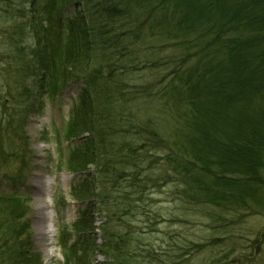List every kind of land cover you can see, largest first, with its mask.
I'll use <instances>...</instances> for the list:
<instances>
[{
	"label": "trees",
	"instance_id": "obj_1",
	"mask_svg": "<svg viewBox=\"0 0 264 264\" xmlns=\"http://www.w3.org/2000/svg\"><path fill=\"white\" fill-rule=\"evenodd\" d=\"M105 1L0 0V9L10 10L9 18L17 25L10 28L8 40L18 53L12 71L20 78L34 79L38 95H56L79 85L78 103L67 128L68 140H76V144L66 167L79 179L70 195L84 207L70 232L60 229L62 264H103L97 263V253L107 254L104 264L149 263V257L123 249L129 233L117 232L115 224L125 216L136 218L137 210L146 216V207L137 202L149 199L154 178L147 174L148 167L159 164L153 151L164 143L150 121L133 122L129 116V128L123 129L122 116L118 118L108 109L115 98L113 91L125 93V83L114 80L122 66L102 61L101 48L107 44L115 48L129 38L128 32L123 38L114 34V22L126 13L124 6H115V0L103 5ZM71 9L73 17L64 16ZM217 10L205 21L193 7L181 14L178 28H192L190 36L195 34L190 41L195 43L190 49L194 52L189 55L203 65L198 72H186L185 56L183 65L179 61L170 74L171 82L184 78L191 98L188 125L194 133L190 144L198 155V165L187 174L214 208H219V198L223 204L243 203L247 194L241 187L256 189L264 160V0H221ZM29 15L31 19L26 20ZM29 38L30 43L24 42ZM139 92L143 91L139 88ZM120 103L127 105L128 100L125 97ZM119 134L132 137L118 143ZM192 162L194 159L188 164ZM109 202L116 212L106 210ZM26 207L22 196L0 194V209L11 218L22 217ZM96 211L106 215L101 227L103 249L95 242ZM5 218L7 223L0 224V264H43L41 254L29 244V225L23 223L18 229ZM144 226L150 232V225ZM173 253L177 264L188 254ZM136 258L140 259L137 263Z\"/></svg>",
	"mask_w": 264,
	"mask_h": 264
},
{
	"label": "rangeland",
	"instance_id": "obj_2",
	"mask_svg": "<svg viewBox=\"0 0 264 264\" xmlns=\"http://www.w3.org/2000/svg\"><path fill=\"white\" fill-rule=\"evenodd\" d=\"M220 1L115 0L113 3L126 10L114 22V34L123 38L122 34L128 32L129 39L115 48L108 44L101 48L102 61H114L122 66L114 80L125 83V93L113 91L115 98L108 109L111 114H118V118L122 116L123 129L129 128L131 118L133 122L150 121L164 143L153 151L160 159L159 164L148 167L147 174L154 178L149 199L137 202L139 207H146V216L137 210L136 218L125 216L123 222L115 224L117 232L129 233L123 249L149 257L146 264L176 263L173 250L188 252L181 264H264V160L256 189L241 187L247 194L243 203L223 204L224 200L219 198V208L208 204L203 189L199 191L195 179L187 174L198 165V155L190 144L194 139L188 125L192 110L190 94L184 78L171 82L174 66L180 61L181 67L185 56L186 72H198L203 65V61L189 55L194 52L190 49L195 43L190 41L195 34L190 36L192 28L185 31L178 28L181 14L193 7L200 16H205L202 19L205 21L217 14ZM105 2L102 4H109V0ZM179 7L184 10L180 12ZM69 11L64 16L73 17V9ZM9 12L1 6L0 194L16 193L26 200L27 207L26 213L15 219L0 209V224L7 223V216L15 228L20 229L23 223L29 225V244L41 254L43 264H62L60 229L65 227L70 232L84 207L70 195L79 179L66 167L68 154L76 144V140H68L67 128L78 103L79 85H71L56 95H38L34 79L20 78L12 71L18 53L8 40L10 28L17 25L11 22ZM30 19L29 15L26 20ZM131 31L135 33L133 43ZM24 42L30 43V38ZM125 97L127 105L120 103ZM131 137V134H119L118 143ZM193 159L190 166L188 161ZM235 188L236 185L232 191ZM105 208L109 212L117 211L110 202ZM95 213L96 223L104 225L105 212ZM46 215L52 225L50 233L43 236ZM144 223L150 225V232L143 229ZM96 242L103 249V234ZM107 258L105 253L95 254L97 263L104 264ZM139 261L135 259V263Z\"/></svg>",
	"mask_w": 264,
	"mask_h": 264
},
{
	"label": "bare ground",
	"instance_id": "obj_3",
	"mask_svg": "<svg viewBox=\"0 0 264 264\" xmlns=\"http://www.w3.org/2000/svg\"><path fill=\"white\" fill-rule=\"evenodd\" d=\"M44 218H45V216H44ZM51 222H52V220L48 217V215H46V224H45L46 228L44 230H42L43 236H46L50 233V230H51L50 226L52 225Z\"/></svg>",
	"mask_w": 264,
	"mask_h": 264
}]
</instances>
